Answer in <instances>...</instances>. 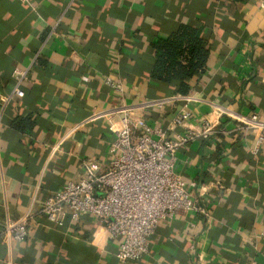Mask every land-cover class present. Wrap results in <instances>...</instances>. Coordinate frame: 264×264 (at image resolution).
Wrapping results in <instances>:
<instances>
[{"label": "crops", "instance_id": "0c3cea01", "mask_svg": "<svg viewBox=\"0 0 264 264\" xmlns=\"http://www.w3.org/2000/svg\"><path fill=\"white\" fill-rule=\"evenodd\" d=\"M260 0H0V229L31 206L27 236H0V264H119V239L88 213L62 224L40 202L87 167L109 162L119 105L152 102L137 114L168 134L200 130L217 106L264 121V8ZM202 28L204 71L186 95L151 78V43L179 23ZM124 85L122 100L106 84ZM23 90L22 97L13 89ZM183 126L172 123L181 109ZM225 117L218 133L176 153L177 171L197 182L207 216L160 222L149 251L127 264H264V129ZM189 221L199 227H189ZM194 244V249H191Z\"/></svg>", "mask_w": 264, "mask_h": 264}, {"label": "built area", "instance_id": "2783aa9c", "mask_svg": "<svg viewBox=\"0 0 264 264\" xmlns=\"http://www.w3.org/2000/svg\"><path fill=\"white\" fill-rule=\"evenodd\" d=\"M264 8V0L259 1ZM105 84L122 100L124 85L111 76ZM13 93L22 97L24 92L14 88ZM142 104L119 105L103 111L99 116L119 113L120 118L110 126L112 139L109 145L110 159L101 172L87 167L78 180H68L56 192L46 196L39 205L40 213L47 221L62 224L69 217L77 219L88 213L103 223L110 239H119L115 257L119 264L136 262L149 251V237L164 219L179 214L198 212L207 216L197 204L195 180L187 181L177 171L176 153L196 138L207 139L218 133L216 122L229 117L237 128L250 126L246 116L217 106L210 119H203L200 130L187 128L168 134L161 126L148 122L137 114ZM189 110L178 111L172 123L183 126L190 118ZM247 119L256 121L264 129V121L256 114ZM264 136L256 137L251 153L256 154ZM31 206L16 220H6L0 229V236L13 241L24 240L27 236V221L31 216ZM189 227H199V222L189 221ZM194 249V244H191Z\"/></svg>", "mask_w": 264, "mask_h": 264}, {"label": "trees", "instance_id": "16d2710c", "mask_svg": "<svg viewBox=\"0 0 264 264\" xmlns=\"http://www.w3.org/2000/svg\"><path fill=\"white\" fill-rule=\"evenodd\" d=\"M151 48L154 54L151 78L168 84L175 94H188L191 79L204 71L209 55L202 28L181 22L167 36L153 41Z\"/></svg>", "mask_w": 264, "mask_h": 264}]
</instances>
